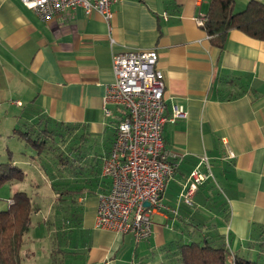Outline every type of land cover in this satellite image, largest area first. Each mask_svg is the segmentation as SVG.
Listing matches in <instances>:
<instances>
[{
    "label": "crops",
    "instance_id": "obj_1",
    "mask_svg": "<svg viewBox=\"0 0 264 264\" xmlns=\"http://www.w3.org/2000/svg\"><path fill=\"white\" fill-rule=\"evenodd\" d=\"M208 5L123 0L112 5L109 20L83 7L43 19L21 0H0V95L11 97L10 106H23L21 97L28 96L36 112L26 122L42 117L74 125L95 149L82 161L84 175H71L81 188L79 207L111 182L102 175L103 157L123 114L113 104L110 116L104 112L114 53L156 49L166 112L171 116L174 105L186 111L163 130L176 164L164 196L176 213L154 214L151 237L136 242L130 233L98 227L96 207L81 211L79 235L67 239L72 257L62 264H141L143 258L159 264L163 258L151 253L164 256L167 245L191 239L196 224L219 230L232 251L250 253L264 240V40L231 29L225 46H214L198 22ZM202 156L214 177L199 185L189 205L180 193Z\"/></svg>",
    "mask_w": 264,
    "mask_h": 264
},
{
    "label": "built area",
    "instance_id": "obj_2",
    "mask_svg": "<svg viewBox=\"0 0 264 264\" xmlns=\"http://www.w3.org/2000/svg\"><path fill=\"white\" fill-rule=\"evenodd\" d=\"M43 19L67 10L83 7L97 11L107 20L112 5L123 0H21ZM204 15L198 22H203ZM158 51L125 50L113 54L115 79L104 96V112L110 116V104L122 109L109 152L103 157L102 175L110 186L97 195V223L100 228L133 235L136 242L149 239L154 230L153 215L176 213L173 199L164 196L176 164L170 159L163 135L167 121L185 117L182 105L166 112L165 82L157 68ZM230 156H234L230 151ZM208 156H202L190 172L180 197L191 205L193 196L208 178H213ZM148 202V205H146Z\"/></svg>",
    "mask_w": 264,
    "mask_h": 264
},
{
    "label": "trees",
    "instance_id": "obj_3",
    "mask_svg": "<svg viewBox=\"0 0 264 264\" xmlns=\"http://www.w3.org/2000/svg\"><path fill=\"white\" fill-rule=\"evenodd\" d=\"M235 3L236 0H209L200 26L210 36L214 46L223 48L231 29H240L252 37L264 40V1L249 0L240 10H235ZM48 124H52V127ZM68 128L75 130L77 127L61 122L50 123L48 119L41 117L36 121L26 122L24 130L18 129V136L35 152L39 163V160L47 156L46 160L53 164L52 160L56 158L57 171L69 170L77 175H84L82 161L86 157L87 149L83 148V143H86L88 134L82 132L80 141L73 143L65 154L61 149L58 150L57 144L64 137V129ZM41 168L46 174L52 175V171L43 163ZM26 174V170L14 159L12 152H9L6 160L0 161V187L16 180L22 181ZM56 179H52L51 186L57 192V200L61 203L70 198L68 203L71 214L79 224L82 208L76 203L75 195L81 188L59 185L60 181L57 182ZM7 202V207L0 209V264H23L25 235L30 230L32 216L38 207L32 196L23 189L15 190L7 198ZM195 227L196 235L191 239H178L163 248L164 256L159 264H264V240L250 253L232 251L227 245L225 235L217 229L209 230L210 224H196ZM58 250L61 251V248Z\"/></svg>",
    "mask_w": 264,
    "mask_h": 264
},
{
    "label": "rangeland",
    "instance_id": "obj_4",
    "mask_svg": "<svg viewBox=\"0 0 264 264\" xmlns=\"http://www.w3.org/2000/svg\"><path fill=\"white\" fill-rule=\"evenodd\" d=\"M248 1L236 0L235 10L244 8ZM10 98L0 95V161L6 160L9 152H12L14 159L26 170L27 174L22 181L16 180L0 187V209L7 207V198L15 190H26L32 196L33 202L38 208L32 216L30 230L25 235L22 249L23 264H62L63 259L67 260L72 257V254H69L68 249H66L67 241L73 238L76 239L79 235V224L75 216L71 214V207L68 203L70 198L68 197L60 203L56 198V190L51 186L53 183L51 181L57 177L55 181H60L59 185L77 186L75 184L77 180L71 177L75 173L69 170L57 171L55 169L57 165L55 163L57 162L56 158H54V161L52 160L53 164L46 160L47 156L39 160L40 163L38 162L35 152L28 148L24 139L18 136V129L24 130L26 119L34 115L36 107L29 101L28 96L21 97L25 102L23 106H10ZM13 98H17V96ZM51 125L48 124L49 127H52ZM64 131V137L57 145L58 150L61 149L66 154L73 143L80 141L79 138L83 129L79 127L75 130L68 128ZM89 143V140L83 143V148L87 149V154L95 151L91 148L92 144ZM42 163L52 171V175L46 174L44 169L41 168ZM78 198L79 195H75L76 201ZM93 207H97V199L84 201L82 206L84 215L91 213L94 210ZM188 210H190V207ZM153 218L155 221L159 219V217ZM59 247L61 251L58 250ZM151 254L157 261L163 258L160 253ZM141 264L149 263L143 258Z\"/></svg>",
    "mask_w": 264,
    "mask_h": 264
},
{
    "label": "water",
    "instance_id": "obj_5",
    "mask_svg": "<svg viewBox=\"0 0 264 264\" xmlns=\"http://www.w3.org/2000/svg\"><path fill=\"white\" fill-rule=\"evenodd\" d=\"M146 205H148V202H146Z\"/></svg>",
    "mask_w": 264,
    "mask_h": 264
}]
</instances>
